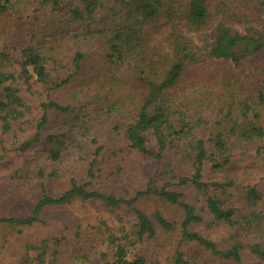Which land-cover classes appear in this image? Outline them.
Wrapping results in <instances>:
<instances>
[{
	"label": "trees",
	"instance_id": "obj_1",
	"mask_svg": "<svg viewBox=\"0 0 264 264\" xmlns=\"http://www.w3.org/2000/svg\"><path fill=\"white\" fill-rule=\"evenodd\" d=\"M262 13L264 0H0V150L4 155L14 147L23 157L3 179L18 193L30 194L35 186L40 191L30 215L0 217V225L30 226L45 207L77 197L118 206L122 198L85 186L107 177L103 159L112 156L119 164L118 152L129 149L169 157L161 172L165 182L158 187L149 178L135 195H156L182 209L168 264H216L214 256L264 264V191L252 182L255 162L248 153L254 145L264 163ZM10 14L25 29L14 38L3 29ZM168 35L165 54L160 40ZM245 62L252 66L248 87L237 76ZM207 64L210 73L197 70L187 84L189 70ZM41 143L44 160L26 159ZM70 161L83 162L87 182H79ZM181 164H189L191 173H176ZM62 177L65 189L47 193L49 180ZM175 185L191 186L202 200H184ZM132 209L134 221L121 226L120 235L105 221L97 227L98 264H160L167 234L159 236L153 218ZM153 217L173 233L172 222ZM201 223L224 229L222 244L197 230ZM62 242L59 236L26 242L17 264H93Z\"/></svg>",
	"mask_w": 264,
	"mask_h": 264
},
{
	"label": "rangeland",
	"instance_id": "obj_2",
	"mask_svg": "<svg viewBox=\"0 0 264 264\" xmlns=\"http://www.w3.org/2000/svg\"><path fill=\"white\" fill-rule=\"evenodd\" d=\"M214 2H216V0H214ZM15 16L12 14L7 15L3 20V29L10 38L25 33V29L21 28L16 22ZM259 16L261 20H264V13L261 15L259 14ZM13 30H15L14 34L12 33ZM193 36L195 37V35ZM188 37H192V35H188ZM160 41L164 44L161 47L162 51L168 54L172 37L168 35ZM214 64L217 66L222 65L219 61ZM209 66L210 65L207 64L205 68L195 67L189 70L190 75H186L185 77V80H188L187 84L190 82V77L194 75L198 76L197 70H200L201 74L210 73L211 67ZM249 68L252 69V66L249 67L248 62H245L242 70L237 69V76L247 87L251 84L247 83L250 81L248 77V73H250V71H248ZM21 80L24 79L22 78ZM199 107L204 113L205 105L202 104ZM33 110L35 112L34 116L38 118V115L41 114L39 109ZM215 114L216 109L214 108V113L211 109L209 115L210 119L213 118ZM32 127L33 123L27 128L29 131L25 130V133L28 134L27 136L32 134ZM19 135L22 139V134L19 133ZM118 144L123 145L121 142ZM44 145V143L36 144L35 147L28 151L26 159L32 158L35 162L44 160ZM10 146L11 145H7L6 147L10 148ZM251 146L252 148H249L248 153L251 156V161L255 162V167L253 168L255 178L252 182L256 184L261 191H264V180L260 177L264 176V163L261 164L262 160L260 156L256 155L254 145ZM148 147L154 153L158 151L154 141H149ZM128 150L129 149H125L124 152H118L119 164L116 163L112 156L107 158L106 161L103 159V162L101 161V157H99L103 172L106 171L107 177L95 179L90 182V185L85 186L87 190L95 189L101 193H112L117 196V198H122V202L119 203L118 206L111 199H106V201L92 199L82 200L77 197L65 204L45 207L40 215V220L30 226L19 227L20 229H17L11 228L8 225H0V264H17L21 249L26 242H35L45 237L54 236H59V238L63 239L62 244L64 243V248L68 252L85 255L93 264H98L100 262L98 249L101 246L102 239L97 232V227L100 223L105 221L110 230L117 231V233H115L120 235L121 226L126 225V227L129 228L131 224L128 223L134 221L135 215L132 207L141 209L153 218L159 236L167 234V236H164L163 242H166L168 245L163 249L164 252L159 258L160 264H168L166 256L169 255V251L174 249L175 241L179 239V223L183 217L182 209L179 205L169 203L156 195L148 194L138 198H135V195L138 193L137 191L146 188L149 178H156L155 184L158 187L165 182L162 180L161 172L164 163L168 161L169 157L163 155L161 158L157 159L136 151ZM19 154V152L15 151L14 147L4 155H2L0 150V217L13 216L22 218L30 215L33 203L40 195L37 186L33 188L30 194L25 192L18 193L15 185H7L8 182L3 179V176L11 170L12 162L23 161V157H20ZM104 155L109 154L105 153ZM67 165L74 166V173L77 174L79 182L83 183L88 181V177L85 175V165H83L82 161H77L76 163L70 161ZM208 169L209 164L205 163L203 167L204 179L207 177ZM191 171L189 164H181L175 172L178 174H190ZM65 179L66 177H62L57 182L49 180L47 183V193L51 195L60 194L65 189ZM171 188L176 191H181L183 193V199L195 205L199 203L198 198L202 200L203 196L197 193L191 186L184 187L175 185L171 186ZM132 201L133 205L130 206ZM116 216H121L123 218L122 223L120 220H117ZM153 216H161L165 220L172 222L175 225L173 233H166ZM197 230L202 231L204 234L206 233L209 237L213 238L217 244H222L224 240V229L210 228L207 224L201 223L197 226ZM170 236H172V239ZM192 249L196 250L197 248L195 247ZM213 261H215L216 264H232L227 260L219 259L217 256H214Z\"/></svg>",
	"mask_w": 264,
	"mask_h": 264
}]
</instances>
